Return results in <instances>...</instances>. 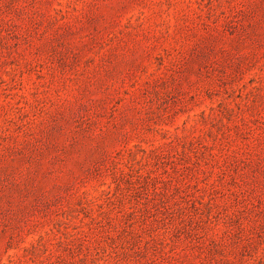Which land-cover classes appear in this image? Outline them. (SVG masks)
<instances>
[{
    "label": "rangeland",
    "instance_id": "rangeland-1",
    "mask_svg": "<svg viewBox=\"0 0 264 264\" xmlns=\"http://www.w3.org/2000/svg\"><path fill=\"white\" fill-rule=\"evenodd\" d=\"M0 264H264V0H0Z\"/></svg>",
    "mask_w": 264,
    "mask_h": 264
}]
</instances>
